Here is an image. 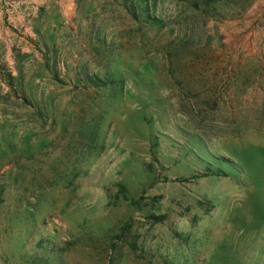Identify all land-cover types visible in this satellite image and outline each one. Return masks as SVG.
<instances>
[{
  "label": "rangeland",
  "instance_id": "1",
  "mask_svg": "<svg viewBox=\"0 0 264 264\" xmlns=\"http://www.w3.org/2000/svg\"><path fill=\"white\" fill-rule=\"evenodd\" d=\"M41 236L264 264V0H0V264Z\"/></svg>",
  "mask_w": 264,
  "mask_h": 264
},
{
  "label": "trees",
  "instance_id": "2",
  "mask_svg": "<svg viewBox=\"0 0 264 264\" xmlns=\"http://www.w3.org/2000/svg\"><path fill=\"white\" fill-rule=\"evenodd\" d=\"M154 221H161L164 219V215H152ZM105 244V240L103 241ZM34 250L32 252L23 253L20 257L18 264H66L62 255L57 253L55 245H50L45 237H40L34 244ZM106 251H111V248H105ZM99 264H117L113 262L111 257L106 261Z\"/></svg>",
  "mask_w": 264,
  "mask_h": 264
}]
</instances>
